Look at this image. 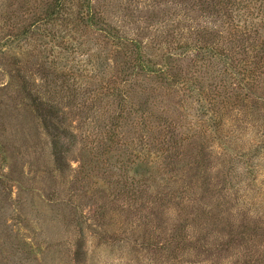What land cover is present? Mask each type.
Here are the masks:
<instances>
[{
  "label": "rangeland",
  "instance_id": "obj_1",
  "mask_svg": "<svg viewBox=\"0 0 264 264\" xmlns=\"http://www.w3.org/2000/svg\"><path fill=\"white\" fill-rule=\"evenodd\" d=\"M46 1L0 0V264L264 261V73L254 96L240 98L228 114L224 112L222 142L212 146L210 141L192 140L181 148L173 174L195 176V189L182 192L176 202L163 203L158 200L161 193L172 192L175 197L179 192L161 186L158 175L146 177L144 187L136 183L140 181L139 114L137 105L126 106L122 96L136 104L144 92L154 117L167 111L175 122L182 105L187 111L181 115L188 119L193 114L183 101L184 88H168L146 76L123 80L118 68L122 51L102 32L67 21L66 31L78 50L61 69L73 78L63 83L56 77L62 74L60 69L44 70L40 53L46 44H41L39 35L29 38L23 33L28 26L34 32L42 25L32 23ZM193 2L90 0V13L115 27L120 36L149 46L155 64L161 54L173 52L178 26L172 15L181 19L186 14L196 29L190 34L182 28L178 32L197 38L211 50L197 56L179 51L174 63L182 74L207 84L219 68L222 51L235 61L253 56L249 42L241 45L235 42L237 37H229L243 28L237 23L239 10L252 11L264 2L236 0L234 9H227L228 17L196 10ZM227 19L234 20L230 27ZM250 26L247 35L254 39ZM90 68L95 69V81ZM35 95L59 110L60 128L69 132L72 152L63 167L54 162L51 137L36 117ZM251 103L253 108L254 103L260 104L258 110ZM129 160H135V165H128ZM175 236L184 244L178 259L171 262L170 250L161 248Z\"/></svg>",
  "mask_w": 264,
  "mask_h": 264
},
{
  "label": "trees",
  "instance_id": "obj_2",
  "mask_svg": "<svg viewBox=\"0 0 264 264\" xmlns=\"http://www.w3.org/2000/svg\"><path fill=\"white\" fill-rule=\"evenodd\" d=\"M189 1L193 2L192 0ZM242 1L244 0H240V3ZM262 1L264 2V0ZM232 3L236 4V0H195L192 4L198 8L193 7V9L209 11L210 13L213 11L216 14L221 12L223 17H228L226 14L227 9H234ZM90 8V0H47L41 14L32 23L41 22L40 24L42 25H37L38 27L35 28L36 30H33L34 32H30L32 28L28 26L27 30H24L23 33L25 32V36L29 38L33 34L39 35L41 44H46L43 48L41 47L40 61H43L42 66L47 72H56L60 69L59 72H62V74L56 77H59L63 83L72 81L73 78H70V75L68 76L67 70L61 69L68 65V61L72 58V54L75 53V49L78 50V43H73L74 40H72L66 31L67 24L65 22L67 21L76 26L77 23L84 24L85 28L89 27L102 32L105 35L104 37L111 41L114 48L122 51L124 59L122 64L118 65V68L120 69V77L123 80L126 79L125 81H127L134 76H146L150 80L159 79L168 88L169 86L175 87L176 85H181L184 88L182 90L183 101L190 105V110L193 111V114L188 119L185 115H181L183 111H187L183 109L184 105H182L176 112L175 122L170 121L167 111L166 113L160 112L159 117H154L153 113L149 112L148 98H144V92L141 94L143 99L136 102V104L133 103L131 97L122 96V101L126 106L131 108L137 105L136 113L139 114L138 128L140 136L137 143L140 151L137 154V166L139 169L137 170V174L140 176V181L138 180L136 183L144 187L142 184L146 182V177L158 175L161 186L177 188L179 192L178 196L175 195V197L172 196V192L161 193L158 200L164 203L169 200L171 202L173 199L176 202L177 198L180 199L182 192L192 191L196 185V182L193 181L196 179L195 176L192 178L181 173L176 177L173 174L176 171L173 166L178 163L181 157L179 154L181 148L192 140L210 141L208 144L212 146L213 143L222 142L221 137L225 134L222 131L221 124L222 118L225 117L224 112L228 114L229 107L235 103L238 104L240 98L252 97L256 94V83L261 81L259 76L264 73V5L260 4L248 12L244 10L241 12L239 10V21L237 20V23L240 22L243 28L240 31H236V36L232 34L229 37L233 39L237 37L235 42L237 43L238 41L241 45H249L247 43L249 42L251 44L249 48L252 46L249 53L253 54V56L247 55L251 57H247L246 60L235 61L230 53L222 51V54L219 55V68L213 78L207 79V84L196 80V77L193 78L189 73L182 74L178 70V63H174L176 62V57H180L181 55L190 54L197 56L208 53L211 50L205 46H201L200 40L197 38L191 39V37H187L191 35L187 34L184 37L183 33L178 32L182 28L190 34L191 30L196 29L192 27L189 21L191 18L189 16L187 18L186 14L183 13L185 17L181 19L176 14L172 15L173 17H177L175 18L177 20L175 24L178 26V28H174L173 52L161 54L158 63L155 64L152 61V56L154 55L150 54L152 50L148 48L149 46L137 39L120 36L115 27L107 25L104 21L99 22L95 19L90 13ZM255 11L257 13L256 23L253 24L251 20L255 19ZM72 18H74L76 23H73ZM226 21L231 23L230 27L234 20L227 19ZM248 21L250 24H248ZM249 25H251V29H254V39L250 34L247 35L249 33V28H247ZM237 28L238 25H235L234 29L237 30ZM237 32L240 33L238 34ZM66 36L67 39H65ZM179 51H182L181 55L178 53ZM89 71L90 76L95 81L97 77L94 75L96 73L95 69L90 68ZM203 71L205 72V69ZM45 76L48 77L47 73ZM206 94L208 97H206ZM33 101L36 117L40 120L42 128L51 137L50 150L52 158L58 166L63 167L72 149L68 143L67 134L69 132L60 128L63 122L60 119L59 110L52 104L41 100L37 95L33 96ZM226 105L227 108L221 109ZM262 105L263 102L261 103ZM251 106L253 108V103H251ZM254 106L253 109L258 110L257 108L260 107V104L254 103ZM218 108L223 111L218 110ZM131 110L133 111V108L130 109V112L128 111L129 114L132 112ZM135 163V160H129L128 165L134 166ZM133 183L134 181L130 180L128 187L132 188ZM183 244V239L175 236L174 239H171L161 249L163 251L169 249L171 255H168V259L171 262H175L178 259L177 252H179ZM250 259L255 264H264L262 260L253 261L252 258Z\"/></svg>",
  "mask_w": 264,
  "mask_h": 264
}]
</instances>
